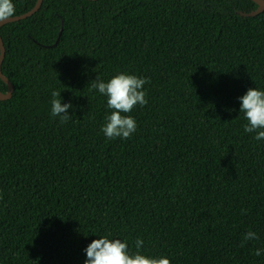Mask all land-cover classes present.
<instances>
[{
	"label": "trees",
	"instance_id": "obj_1",
	"mask_svg": "<svg viewBox=\"0 0 264 264\" xmlns=\"http://www.w3.org/2000/svg\"><path fill=\"white\" fill-rule=\"evenodd\" d=\"M14 3L20 15L37 0ZM258 7L44 0L1 26L14 92L0 100V264H85L105 236L171 264H264V140L239 99L264 90V11L242 14ZM121 72L147 78L148 103L124 113L130 138L108 139L91 84ZM54 90L72 104L64 124Z\"/></svg>",
	"mask_w": 264,
	"mask_h": 264
},
{
	"label": "clouds",
	"instance_id": "obj_2",
	"mask_svg": "<svg viewBox=\"0 0 264 264\" xmlns=\"http://www.w3.org/2000/svg\"><path fill=\"white\" fill-rule=\"evenodd\" d=\"M16 15L14 0H0V24H4ZM91 87L107 98V107L111 109L110 115L106 117V123L101 131L108 139L117 137L128 139L137 130V122L130 113L136 105L144 106L148 103L144 85L148 83L147 78L138 77L133 74L121 72L105 82L97 76L92 80ZM51 114L59 117L60 123L64 124L71 119L69 109L72 104L62 103L61 92L51 93ZM241 100L240 112L244 113L248 123L244 126L245 132H255L256 140H264V90L250 88L246 94L239 98ZM244 211V210H242ZM258 239L257 233L247 231L243 234L241 246L245 242ZM143 239L136 240L137 252H129L127 241L120 239H109L101 237L93 240L85 249V264H171L167 256L151 257L139 251L143 247ZM264 250L256 249L254 255L260 256Z\"/></svg>",
	"mask_w": 264,
	"mask_h": 264
},
{
	"label": "water",
	"instance_id": "obj_3",
	"mask_svg": "<svg viewBox=\"0 0 264 264\" xmlns=\"http://www.w3.org/2000/svg\"><path fill=\"white\" fill-rule=\"evenodd\" d=\"M43 1L44 0H37V3L35 4V6L31 10H29L26 13L14 16L11 20H9L6 23L25 19V18L35 14L41 8ZM254 1L259 4V7L256 10H253L251 12H243L242 13L243 15H245V16H256V15H258L264 11V0H254ZM6 23H4V24H6ZM4 24H0V28ZM61 33H62V31L60 32V34ZM0 51H1V54H0V76L8 84V87H9V90L7 92H2L0 90V100H7V99H10L13 95L14 85L2 71V63H3L4 57H5L6 48H5V44H4V41H3L1 34H0Z\"/></svg>",
	"mask_w": 264,
	"mask_h": 264
}]
</instances>
